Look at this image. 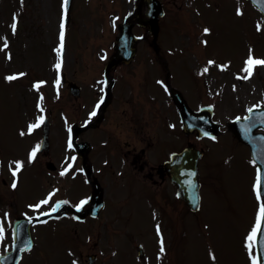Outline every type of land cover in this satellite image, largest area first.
Returning <instances> with one entry per match:
<instances>
[{
  "label": "rangeland",
  "instance_id": "1",
  "mask_svg": "<svg viewBox=\"0 0 264 264\" xmlns=\"http://www.w3.org/2000/svg\"><path fill=\"white\" fill-rule=\"evenodd\" d=\"M160 1L166 16L160 21L158 43L169 65L171 84L183 91L193 109L198 110L207 104L214 107V119L224 132L218 137L219 147L215 148L217 145L212 141L196 139L194 135L184 136L175 107L168 95L155 84L158 79L164 80L166 73L152 51L151 37L137 27L134 33L143 36L137 44L138 58L131 66L120 67L115 72L134 108L127 104L126 113L112 112L114 119L110 126L106 125V129L97 135L95 132L86 137L93 141L96 135L92 162L107 195L112 196L113 204L123 193L114 188L128 181L141 184L136 179L141 161L134 166L133 160L148 143H152L153 148L146 149V154L141 151V155L155 168L168 158L169 153L184 148L187 142L202 148L205 155L201 161L200 178L202 192L204 196L207 194L203 212L189 215L181 202L174 201L171 187L166 191L146 187L145 191L153 200L158 199L159 194L164 204V193H167V202L170 203L164 208L169 209V214L159 213L165 236L164 253L160 259L155 258L158 252L152 231V209L142 208L144 203L131 195L134 202L126 204L123 201L118 207L114 205L98 220L77 224L71 217H64L41 228L37 233L41 241L38 240L36 249L23 264H87L88 255L98 257L95 264H253L250 230L258 210L254 168L250 160L246 162L249 157L247 148L237 145L226 124L250 107L264 106V63L246 78L247 70L264 56V21L242 0ZM59 2L0 0V154L4 160H17L21 148L24 150L33 140L19 136L18 119L20 127L26 125L30 116L37 115L36 111L41 109L43 97L46 109L52 111V153L55 152L56 156L51 159L55 165L59 161L56 145H60L61 151L63 147L64 133L62 138L61 133L57 134L61 120L70 119L71 124L78 119L76 101L65 89L59 91L56 88L61 34ZM137 3L136 0L73 2L64 65L68 77L83 87L82 98H87L88 105L95 99V91L90 85L101 77L102 61L109 60L114 52L118 26L123 17L134 14ZM14 72L17 76H24L23 79L13 83L3 75ZM114 97L113 109H116L121 98L118 93ZM169 123L175 124L174 131L168 129ZM108 141L113 143L110 152L115 156L112 161L117 170L115 173L108 165L104 169L101 166V160L110 159L101 146L102 142ZM117 146H123L119 149L127 152L129 159L125 157V165L120 164L124 156ZM242 153L246 154L241 157ZM44 160L33 166L45 181L50 182L45 189L53 184L60 188L59 196L70 201L84 193L80 188L73 190L77 184L83 185V178L72 180L46 173L42 169ZM118 173H121L120 177H117ZM26 178L34 181L22 184L29 191L22 198L20 191L10 192L0 180L4 203L13 200L16 204H10L11 220L22 216L25 203L35 200L37 195L31 196V191H40L39 181L32 175ZM86 187L83 188L88 194L90 190ZM133 189L129 192L134 193ZM2 208L3 204H0V212ZM116 214L117 225L110 226L111 221H108L109 225L105 224V219ZM0 216L4 217V213ZM139 246L144 248V259L138 258ZM217 246L221 261L211 256V249L215 256Z\"/></svg>",
  "mask_w": 264,
  "mask_h": 264
},
{
  "label": "water",
  "instance_id": "2",
  "mask_svg": "<svg viewBox=\"0 0 264 264\" xmlns=\"http://www.w3.org/2000/svg\"><path fill=\"white\" fill-rule=\"evenodd\" d=\"M196 153H192L190 156H191V162H195V160H196ZM186 156H189L187 153H184V154H182L180 157H182V158H184V157H186ZM190 169L192 170H194V165H193V163H191L190 164ZM181 178L182 179H184L185 178V176L184 175H182L181 177H179L178 176V178H177V185H178V187L183 191V190H185L184 188V186H183V181H181ZM189 189H191V193H190V196H191V200L193 201V202H191V203H194V191H193V187H189Z\"/></svg>",
  "mask_w": 264,
  "mask_h": 264
},
{
  "label": "flooded vegetation",
  "instance_id": "3",
  "mask_svg": "<svg viewBox=\"0 0 264 264\" xmlns=\"http://www.w3.org/2000/svg\"><path fill=\"white\" fill-rule=\"evenodd\" d=\"M157 172L156 173V177H157V180H161V184H158L159 187H162L164 186V190L166 191L167 188H169L170 186L166 183V174L161 170V169H157L156 170ZM150 177V176H149ZM166 183V184H165ZM168 193H170V191L167 190ZM164 197L165 199H167L168 195L167 193H164Z\"/></svg>",
  "mask_w": 264,
  "mask_h": 264
}]
</instances>
